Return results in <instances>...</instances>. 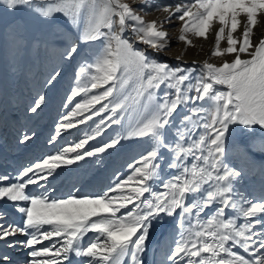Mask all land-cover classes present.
<instances>
[{
    "label": "snow or ice",
    "instance_id": "6c2138e0",
    "mask_svg": "<svg viewBox=\"0 0 264 264\" xmlns=\"http://www.w3.org/2000/svg\"><path fill=\"white\" fill-rule=\"evenodd\" d=\"M21 10L48 36L27 40L17 20L7 30L14 51L54 57L59 63L49 86L76 68L77 86L67 101L86 97L56 136L76 127L77 116L83 124L110 115L94 134L23 168L15 182L0 175V264H18L11 254L17 248L27 249L25 264H146L150 231L165 218L179 227L163 264H264V197L249 199L240 186L246 166L264 177V35L253 42L264 0H140L135 6L128 0H0L2 12ZM151 11L166 15L148 21ZM173 21L180 22L177 39L186 48L195 46L193 38L214 36L209 59L172 67L148 54L170 49L164 25ZM97 42L99 50L92 47ZM176 59L183 62V55ZM45 101L38 94L29 111L37 113ZM121 113H135L127 135L86 149L102 135L101 125L117 123ZM34 135L23 134L20 142ZM126 138L147 139L149 149L102 194L53 198L41 183L86 158L102 164ZM31 185L44 192L26 191ZM6 204L22 215L20 223L11 221Z\"/></svg>",
    "mask_w": 264,
    "mask_h": 264
},
{
    "label": "bare ground",
    "instance_id": "6f19581e",
    "mask_svg": "<svg viewBox=\"0 0 264 264\" xmlns=\"http://www.w3.org/2000/svg\"><path fill=\"white\" fill-rule=\"evenodd\" d=\"M154 2H171V0H154ZM14 18L16 17L11 15L0 18V65H2V70L5 69L7 65L3 58L4 33L6 27L14 20ZM28 20H30V18H28ZM171 24H165L164 26L170 28ZM33 32L35 31H32L28 36L29 41H31L32 36L34 35ZM254 33L255 35L253 36V42L255 43L261 35H264V22H260L257 25L256 29H254ZM221 45L224 47L226 46V43L222 42ZM168 56L173 59L176 55L168 54ZM28 59L29 58L26 57V60L21 67L22 77L19 81L21 82L20 85H23V94L21 93L22 95L19 97L18 104L16 103L17 100H12L6 103L2 102L0 104V175L7 174L11 179H13V182H15V177L20 171L23 170V168L36 162H41L44 158L57 154L62 149L70 147V145L74 144L76 141L78 142V140L73 138V133L71 134L70 132H64L59 136H56L54 122L50 121V118L53 119L55 116L48 117L46 115L43 116V114L40 112L31 113L29 111L30 107L28 105L31 99L37 98L38 94H44L43 89L46 85L47 77L52 69L51 67L46 68L45 65V67H43L42 71L37 76L31 77ZM183 60L192 63L193 61L198 63H202L204 61L200 56L198 59L185 57ZM183 63L185 62L183 61ZM185 64L188 63L186 62ZM73 80L74 74L72 71L66 73V75L61 78L59 85L54 89L53 93L51 92L52 96L49 97V101H53V103H55L56 100H63L66 92L71 87H73ZM49 106L50 104H48L47 107ZM134 116L135 114L133 116L127 117V120L125 119V122L122 124V136L127 135ZM32 133L35 135L31 141L27 143L20 142L23 134ZM53 137H55V139H53ZM128 141L129 138L122 139L121 144L117 146L116 149L108 150V152L104 154V160L102 164L94 163V161L97 159L96 157L86 158L84 161H80L75 165L65 166L61 169H57L58 175L55 179L49 178L48 181H42L41 183H43L48 188V194L53 198L67 197L69 195L83 196L102 194L103 191H106L110 185H113L118 178H121L123 175H125V173H127V165L130 164L133 159V156L125 157L123 153ZM89 146L90 145H86L85 148L88 149ZM249 172L250 171H248V173ZM256 176L258 182L261 180L264 181V177H262L260 173L256 174L255 177ZM256 185L258 188H260L258 184ZM241 187L245 194L248 195L249 199L259 200L261 197H264V185H261L260 189L256 188L255 190L254 188V193H247L244 185ZM26 191L43 193L44 188L31 185ZM5 207H7L9 210L11 221L20 223L22 220V215L17 214L15 210L12 209L10 204H6ZM157 225L159 226L160 224ZM162 225L166 229L167 235L164 238L159 236L160 240H158L156 243H154V240L153 247L150 246L151 249H148L145 254L144 258L146 264H163L165 260V254L169 251V246L172 243V239L176 235L178 225L175 224V218H167V220L165 218ZM91 235L93 234L89 233V236ZM17 239L24 240L25 237L18 235ZM44 243L47 244L49 242L45 241ZM26 252L27 249L17 248L11 254L13 255L14 259L18 261V264H25Z\"/></svg>",
    "mask_w": 264,
    "mask_h": 264
},
{
    "label": "rangeland",
    "instance_id": "374dc122",
    "mask_svg": "<svg viewBox=\"0 0 264 264\" xmlns=\"http://www.w3.org/2000/svg\"><path fill=\"white\" fill-rule=\"evenodd\" d=\"M128 2L135 6V5H138L140 3V0H128ZM10 15L13 17H16V18H14V20L9 25L13 24L17 20L23 21V25H22L23 34L27 40H29L28 36L32 31H35V32H33L34 35L32 36L31 40L46 39L47 38L48 31H47L46 27L35 16L30 14L29 12L23 11V10L18 11L16 13H8V12L0 11V18H2L4 16L5 17L10 16ZM165 15L166 14L162 13V12L151 11L145 16V19L148 21L155 20L158 18L163 19V17ZM28 18H30V20H28ZM179 24H180L179 21H175L170 25V28H167L164 26V28L168 29L167 31L169 32V38H170V49L169 50H166L164 53H155L151 49H148V54L153 59L158 60V61H162V62H167L172 67H175L178 64L180 66L196 67L197 65H194L192 62H188V61L183 60L184 62L188 63V64H185L181 61H178L176 59V57L183 55V59L185 57L198 59V57L200 56L203 60L209 59V57L211 56V51L214 47V36L210 34L209 38L207 40H205L203 38H193V43L195 46H189L186 48L185 44L183 42H179L177 39L179 36ZM9 25L5 29L4 45H3V47H4L3 58H4V61L7 65H6L5 69H3V70L1 69L2 65H0V104L2 102L6 103V102H10L12 100H15V101L17 100L16 103L18 104L19 97L23 94V85H20L21 82L19 80L22 77L21 67L24 64L26 57L29 58L28 59L29 60L28 62L30 65L29 66V70H30L29 72H30L31 77L37 76L42 71L43 67H45V65H46V68L51 67V69H53V67H55L59 63L54 57H47V56H43V55L37 56L30 49L22 51L19 54H17L14 51V49L10 43L11 38H10L9 33L7 31L9 28ZM126 35H127V33H126ZM92 47L96 50H99V43L97 42V44L93 45ZM136 47L137 48H145L146 46L143 44L137 43ZM221 47L223 48L222 45H221ZM166 53H168L169 55L175 54L176 56L172 59ZM232 58H233L232 56L226 57V59H228V60H231ZM209 62L221 63L222 59L218 58V57H211ZM69 71H72V73L74 74V80H73L74 85H73V87H71L66 92L63 100H58V101L56 100V102L54 101L55 103H53V101L52 102L49 101V97L52 96L51 92L53 93L54 89L59 85L61 78L55 84H53L51 86L46 84L44 89H43V93H44L43 95L45 96L46 101H45V104L42 106V109L38 110V112L43 114V116H45V115L48 117H54L55 116L53 119L50 118V121L54 122L55 128H57L61 122H64L63 118L66 115H70V113H71L72 109L75 107L76 103H79L82 101V99L86 98L83 96H78L71 102L67 101V96L70 95L71 91L74 90L75 87L77 86V82H76V78H75V72L77 71V69L76 68H68L67 71L64 72L63 76L66 75V73H69ZM66 87H67V85H66ZM20 88H21V92H20ZM36 99L37 98L31 99L28 106L29 107L32 106L34 100H36ZM48 104H50L49 107H47ZM96 107L98 108L99 105H97ZM54 111H55V113H54ZM89 114H91V113H85V115H89ZM134 114L135 113H132V114L121 113L120 119L117 123L111 124L110 121H107L105 125H101V128L103 129L102 135L98 136L94 140H90L88 143V145H90L88 149H92L94 147L102 145L103 143L110 142V140L112 138H115L116 136H122V130H123L122 124L125 122V119L127 120V117L133 116ZM183 114L184 113L181 111L180 115H183ZM108 115H110V113H102L100 116L94 115L91 120H86V122L83 124L78 123V121L81 119V117L77 116V117L73 118V122L76 123V127L68 129V130L62 129L61 134L64 132H70L71 134L73 133V135H74L73 138L75 140H78V142H79L81 139H84L86 136L94 134V132L96 131V124L99 123V121L102 118L106 119V117ZM114 119H115V117H114ZM176 119L178 122L179 116H177ZM107 124H111V126H107ZM78 142L76 141L74 144H71V145L74 146ZM71 145H70V147H71ZM148 149H149V143H148L147 139L129 138V141L126 144V147L124 148L123 153H124L125 157L126 156H133V159L130 163H134V161L137 160L141 156V154L145 153ZM229 155L233 158H235V156H236L235 152L231 151V150L229 152ZM169 171H172V170H169ZM248 171H250V172L248 173ZM126 172L127 173H125V175H123L121 178H123L124 176L129 174L130 169L127 168ZM245 172H246L245 178L243 180H241L240 186L244 185V188L247 191V193H254L256 188H258V186L256 184H258L260 186V188H261V185H264V181L261 180L258 182L257 176L255 177L256 174L260 173L256 167L246 166ZM247 173H248V175H247ZM252 182H255V183H252ZM256 182H258V183H256ZM254 188H255V190H254ZM260 188H258V189H260ZM56 198H58V197H56ZM59 198H65V197H59ZM166 220H167V218H166ZM159 224H160L159 226L157 224L156 225L154 224L155 227L154 226L152 227L150 235L154 239L149 235V239L151 241L148 239L149 240L148 241L149 242L148 243V249H151V247H153V244L156 243L158 240H160V237L164 238L167 235L166 229L163 227L162 223H159ZM175 224H177L176 219H175ZM155 229L157 230V232ZM158 230H160V231H158ZM177 230H178V228H177ZM162 238H161V240H162ZM154 240H155V242H154Z\"/></svg>",
    "mask_w": 264,
    "mask_h": 264
}]
</instances>
